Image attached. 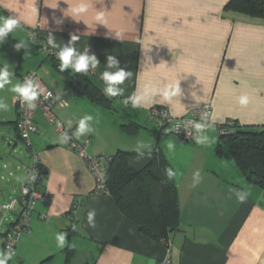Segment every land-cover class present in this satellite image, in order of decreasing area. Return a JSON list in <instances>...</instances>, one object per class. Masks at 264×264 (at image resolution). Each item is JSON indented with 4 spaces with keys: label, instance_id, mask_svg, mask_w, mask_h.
Listing matches in <instances>:
<instances>
[{
    "label": "crops",
    "instance_id": "1",
    "mask_svg": "<svg viewBox=\"0 0 264 264\" xmlns=\"http://www.w3.org/2000/svg\"><path fill=\"white\" fill-rule=\"evenodd\" d=\"M228 2L0 0V18L18 16L24 24L12 33L13 40L0 44V66L9 65L14 82L36 70L45 90L63 95L65 104H55L54 111L69 128L75 130L79 118L93 115L95 132L79 139L91 155L159 151L176 173L179 202L170 244L143 234L110 192L95 191V179L85 159L58 143L60 135L41 108L36 110L37 131L27 148L16 128L19 111L14 94L0 90V97L10 105L9 112L0 113V165L15 167L9 172L15 188L2 190L3 204L20 195L27 167L32 165V159L18 164L23 160L21 153L37 156L45 174L42 189L50 196L49 202L37 204L31 229L23 233L17 245L15 262L158 264L170 256L172 264H264V189L247 179L227 145L219 147V126L229 120L239 127L264 128V19L229 10ZM80 4L87 5L86 13L75 18L68 14L69 6ZM100 13L104 23L96 21ZM29 31L45 44L49 31L61 43L77 34L81 51L87 45L97 48L101 64L92 80L101 88L99 72L104 70L108 56L114 55L121 67L132 73L125 82L126 96L157 85H176L181 92L170 104L154 103L136 110L130 105L123 107L122 98H112L111 109H106L73 89L70 77L60 72L46 49L31 44ZM20 41L28 49L17 50L15 45ZM242 95L249 97L246 106L239 103ZM206 103L212 106V117H217L215 131L208 133L215 138L211 146L170 134L150 116V109L157 105L182 117ZM129 122L140 125L137 133L123 131L121 125ZM138 141L149 143L151 148L137 146ZM170 142L174 144L172 150L167 147ZM239 191L249 193L243 202L236 198ZM91 209L96 210L95 229L87 221ZM18 213V207L0 208V250L4 234ZM73 225L76 232L68 231ZM59 232L67 233L74 245L69 261L64 248L56 246Z\"/></svg>",
    "mask_w": 264,
    "mask_h": 264
},
{
    "label": "trees",
    "instance_id": "2",
    "mask_svg": "<svg viewBox=\"0 0 264 264\" xmlns=\"http://www.w3.org/2000/svg\"><path fill=\"white\" fill-rule=\"evenodd\" d=\"M226 8L251 18L264 19V0H229ZM11 40L12 33L6 41ZM31 44L42 47L32 40ZM48 56L59 68L55 56L49 53ZM65 73L77 93L111 109V100L103 94L92 76L74 74L71 69ZM121 128L127 134H135L140 125L129 122L122 124ZM220 139L219 147L227 145L247 179L264 189V128L239 127L234 123L225 133L220 132ZM39 165L44 177V168L41 163ZM167 168H171L170 164L157 150H120L110 156L106 164L107 186L121 211L139 225L143 234L165 244L171 241L170 234L177 225L179 214L176 185L174 178L167 179ZM71 230L75 231L74 225L68 229ZM64 251L69 261L75 249L66 246Z\"/></svg>",
    "mask_w": 264,
    "mask_h": 264
},
{
    "label": "clouds",
    "instance_id": "3",
    "mask_svg": "<svg viewBox=\"0 0 264 264\" xmlns=\"http://www.w3.org/2000/svg\"><path fill=\"white\" fill-rule=\"evenodd\" d=\"M68 14L73 16L74 18L77 15L84 14L88 11V7L86 4H80L77 7H71ZM96 21L100 23H104L103 14L100 13L96 16ZM57 23H61L60 20H57ZM24 27L23 22L18 18V16L9 15L3 18H0V44L4 43L10 33H14L17 29H21ZM116 36L119 38L120 34L117 33ZM80 39L79 35L71 34L70 39L61 43L57 41L55 34L49 31L46 45L50 46V50L52 54H54L55 58L59 61V70L60 72H66L71 69V72L81 73L84 75H90L91 73H95L97 69L100 67V60L97 56L90 52L89 48H85L81 51L77 47V42ZM16 49L19 50L21 47L28 49V45L24 41H20L15 45ZM14 73L10 70L8 64H3L0 66V90L7 89V91L14 94V102L16 99L20 101L21 106L27 107L28 110L34 111L38 107L37 101L40 98L48 99V97H52L51 93L45 94L46 90L34 77L31 75L25 76L21 81L13 80ZM132 76V73L129 70H126L124 67H121L120 60L114 56L109 55L107 58V62L105 64L104 70L99 72V80L103 82V87L101 91L108 98H122L121 104L125 108L131 109H140L147 108L152 106L154 103H167L170 104L172 102L173 97L180 94L181 89L176 85H157L155 87H146L144 91H135L131 95H125L126 93V85L125 82ZM157 96L159 99H156ZM55 101H60L63 103L61 96L57 95L53 97ZM239 103L242 106H246L249 103V97L247 95H242L239 98ZM10 111V105L6 102L3 97H0V113H7ZM207 113L200 116L199 120L192 121V127L194 128L197 135L194 137L195 142L199 145H207L211 146L215 143V138L208 135L210 132L215 131V121L217 117L213 116L211 122H205V118ZM96 118L91 114H86L79 118L77 121L75 130L71 132L69 135L68 132L63 133L60 137H58V143L66 144L71 139H81L95 132V128L93 126ZM59 127V123L57 124ZM137 146L149 147L151 145L145 141H138ZM169 150L174 148L173 143H169L167 145ZM167 179L172 180L176 173L171 169H165ZM199 177V173L195 174V181L197 183V178ZM37 179V175L35 173H30L26 177H24V181L34 182ZM236 198L243 202L249 195L246 191H239L235 193ZM96 210L91 209L87 213V221L89 227L95 229L96 228ZM56 246L60 249L65 248L66 246L71 248L74 247L71 243H69L67 239V233L59 232L55 236ZM16 256L15 250L8 245L4 250H0V264H9V261L13 260Z\"/></svg>",
    "mask_w": 264,
    "mask_h": 264
},
{
    "label": "built area",
    "instance_id": "4",
    "mask_svg": "<svg viewBox=\"0 0 264 264\" xmlns=\"http://www.w3.org/2000/svg\"><path fill=\"white\" fill-rule=\"evenodd\" d=\"M29 38L32 41H39V44L46 49L47 53L52 54L50 46H47L43 41L40 40L38 35L34 31H29ZM89 48L90 52L94 53L97 58H99V52L94 46L87 45L85 48ZM31 75L37 81L40 79V76L36 70L30 71L23 75L22 80L25 76ZM94 75L91 73L89 76ZM51 93L52 97L48 99L40 98L37 103L38 108H41L44 114L47 116L51 124H53L59 135L68 132L71 134L74 129L69 128L65 123L58 117L54 111V106L60 101H55L53 97L60 95L63 103L65 104V99L63 95L57 93L51 89H47L45 94ZM14 102V99H13ZM15 106L19 111V117L16 122V128L21 139L24 141L27 148L32 145V134L37 131V124L35 121L36 110L30 111L27 109L26 105L21 106L18 99L14 102ZM207 113L205 122H211L212 117V106L210 103H206L200 107L194 108L191 113L187 116L177 117L174 116L168 109L161 106H153L150 109V116L156 120L159 127L163 130H166L168 133L181 137L185 140L194 141V137L197 135L194 128L192 127V121L199 120L200 116ZM59 123V127L57 124ZM234 121H227L223 124H220L219 131L225 133L231 126L234 125ZM67 148L74 150L80 156H82L88 166L89 171L95 179V191L97 193H109V188L107 186V176H106V164L108 163L110 156L106 155H91L86 151L85 144L80 142L77 139H71L68 143L63 144ZM32 165L27 167V175L30 173H35L37 179L34 182L25 181L21 186L20 195L12 198L9 202L2 204V208L5 210H14L17 207L19 208V215L15 220V223L12 224L4 234V243L3 250L8 246L15 250L23 233L29 232L31 229V217L32 214L39 202H49L50 196L47 192L43 191V174L41 173L40 162L35 154L31 156ZM170 244L168 242L166 245ZM158 264H172L170 256L160 260Z\"/></svg>",
    "mask_w": 264,
    "mask_h": 264
},
{
    "label": "rangeland",
    "instance_id": "5",
    "mask_svg": "<svg viewBox=\"0 0 264 264\" xmlns=\"http://www.w3.org/2000/svg\"><path fill=\"white\" fill-rule=\"evenodd\" d=\"M27 42H28V40H27ZM224 148H226V147H224ZM21 155L23 157V160L19 161L18 164H24V163H27L29 161L31 162L32 158L29 157V155L27 157V153L26 154L25 153H21ZM31 164H32V162H31ZM14 168L15 167H12V166H10L8 168H4V167H2V165H0V208H1L2 204H3V200H2L3 193H2V190H5L4 192H6V191H8V189H10V186H11V189L15 188V184L12 183L13 181H11V179L13 180L14 176H11L9 174L10 169H14ZM11 261H12V264H18L17 262H15L14 258Z\"/></svg>",
    "mask_w": 264,
    "mask_h": 264
}]
</instances>
